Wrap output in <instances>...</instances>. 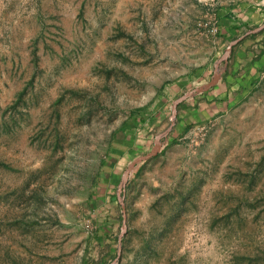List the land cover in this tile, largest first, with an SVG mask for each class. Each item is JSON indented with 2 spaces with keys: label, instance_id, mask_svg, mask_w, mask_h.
Returning <instances> with one entry per match:
<instances>
[{
  "label": "rangeland",
  "instance_id": "rangeland-1",
  "mask_svg": "<svg viewBox=\"0 0 264 264\" xmlns=\"http://www.w3.org/2000/svg\"><path fill=\"white\" fill-rule=\"evenodd\" d=\"M209 1L0 0V264H109L124 215L115 264H264V91L185 134L175 122L118 200L173 101L212 78L218 56L203 82L170 88L211 53ZM158 105L103 202L118 128Z\"/></svg>",
  "mask_w": 264,
  "mask_h": 264
},
{
  "label": "crops",
  "instance_id": "crops-1",
  "mask_svg": "<svg viewBox=\"0 0 264 264\" xmlns=\"http://www.w3.org/2000/svg\"><path fill=\"white\" fill-rule=\"evenodd\" d=\"M201 9L203 17L214 16L218 33L214 36L211 53L170 82V88H175L174 91L177 92L190 83L203 82L211 73V60L223 54V46L226 47L230 41L244 35L252 26L257 27L264 22V0H211L201 4ZM251 35L245 36L233 46L228 59L220 66L217 84L205 92L193 94L179 108L174 129L180 135L186 133L188 125L204 123L222 116L228 110L251 101L258 92L264 91V29L254 36ZM160 104L164 103L160 101ZM161 108L164 107L158 105L149 116L140 113L144 115L143 122L138 121L139 116H131L128 120L138 123L136 128L128 129L124 125L118 128L122 135L113 138L112 145L102 160V180H105V189L108 192L103 194L106 198H103V202L111 203L115 198V195L111 196L110 187L117 180L119 161L136 151L137 137L147 138L149 132L161 122L164 113ZM105 210L109 220L114 221L117 215L115 208ZM107 226L105 231L109 229Z\"/></svg>",
  "mask_w": 264,
  "mask_h": 264
},
{
  "label": "water",
  "instance_id": "water-1",
  "mask_svg": "<svg viewBox=\"0 0 264 264\" xmlns=\"http://www.w3.org/2000/svg\"><path fill=\"white\" fill-rule=\"evenodd\" d=\"M264 29V22L257 26L254 27L250 30H248L244 35L240 36L239 38H236L232 41H230V43L227 45V47L225 48L223 54L218 58V60L215 62L214 64V69H213V74H212V78L203 86H199V87H195L194 89L186 92L185 94L179 96L178 98H176L173 103H172V110H171V114L169 116V120H170V124L169 126L162 132L158 133L155 138H154V143H153V147L151 148V150L149 152H147L146 154L140 155L137 158H135L134 160H132L128 166L125 168L120 183L118 185V189H117V193H118V200L121 204V206L124 208V196H123V191L125 189V185L126 182L128 180L129 174L131 172V170L134 168L135 165H137L138 163H141L142 161H145L155 155H157L161 149V145H162V138L165 137L168 132L172 129V127L174 126L176 119H177V115H178V108L180 103H182L184 100H186L187 98H189L190 96H192L195 93H200V92H205L207 90H209L210 88H212L213 86H215L219 80V76H220V66L221 64L226 61L228 59V56L233 48V46L235 44H237L240 40H242L245 36L250 35V34H255L260 32L261 30ZM124 211V209H123ZM127 229V225H126V220H125V215L123 216V223L121 226V232H120V236H119V240H118V251H117V256L116 258L110 262L109 264H115L119 254H120V250H121V237L123 236V234L126 232Z\"/></svg>",
  "mask_w": 264,
  "mask_h": 264
},
{
  "label": "trees",
  "instance_id": "trees-1",
  "mask_svg": "<svg viewBox=\"0 0 264 264\" xmlns=\"http://www.w3.org/2000/svg\"><path fill=\"white\" fill-rule=\"evenodd\" d=\"M260 32H261V31H260ZM260 32H258V33H260ZM255 34H256V33H255ZM255 34H252L251 36H254ZM183 103H184V101H183L182 103H180L179 108L183 106ZM179 108H178V110H179ZM135 112H140V111H139V110H135L134 112L131 113L132 116H134V115H135V116H138V115H136ZM131 114H130V115H131ZM177 117H178V115H177ZM176 120H177V119H176ZM140 121L143 122V119L140 118ZM186 128L189 129V128H190V125H188Z\"/></svg>",
  "mask_w": 264,
  "mask_h": 264
},
{
  "label": "built area",
  "instance_id": "built-area-1",
  "mask_svg": "<svg viewBox=\"0 0 264 264\" xmlns=\"http://www.w3.org/2000/svg\"><path fill=\"white\" fill-rule=\"evenodd\" d=\"M211 31H218V27L217 26H212Z\"/></svg>",
  "mask_w": 264,
  "mask_h": 264
}]
</instances>
